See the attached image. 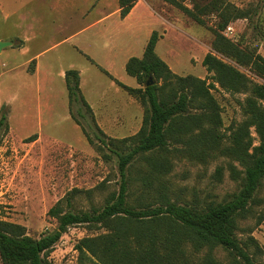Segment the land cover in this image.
Returning a JSON list of instances; mask_svg holds the SVG:
<instances>
[{
  "label": "rangeland",
  "instance_id": "1",
  "mask_svg": "<svg viewBox=\"0 0 264 264\" xmlns=\"http://www.w3.org/2000/svg\"><path fill=\"white\" fill-rule=\"evenodd\" d=\"M31 1L0 0V38L17 34L13 24L20 15V5L23 3L22 6L28 8L26 4ZM147 1L156 16L140 7L132 22L126 25L112 16L105 18L102 23H95L97 19L112 13V3L105 6L97 4L88 17H84V11L39 8L41 30H38L37 38L29 47L34 54L43 53L39 60L42 65H51L42 67L38 74L28 71L30 62H27L28 57L18 46L2 49L0 120L6 117L9 130L6 132L3 128L0 132V221L21 225L28 235L40 238L58 228V221L49 216V211L71 192L76 190L71 208L76 213L101 209L114 193L119 192L121 176L118 159L115 155L109 160L104 159L97 151L94 123L85 108L79 103H74L70 108L62 69L70 67L82 73V94L100 116L97 118L93 110L97 124L107 136L105 139L133 136L142 123L140 119L133 118L139 116L135 105L123 109L130 119H106L101 116L102 97L106 93L113 99L111 102L122 104L123 107L129 103V99L125 97V101V98L115 96V82L74 49L82 39L86 41L88 55L103 63V57L110 50L109 45L105 49V43L109 44L117 29H129L131 33L129 37L125 34V39L131 37V42L140 48L156 30L162 36L157 45V54L174 73L180 76L192 75L215 86L212 93L220 105L223 120L219 131L222 147L229 145L233 129L245 119L242 104L249 95L223 90L216 82L215 74L203 66V60L209 53L216 54L212 48L214 30L223 32L225 21H228V27L234 28L233 33H228L226 28L224 35L227 38L241 48L256 50L264 57V0H224L228 3L227 11L219 16L207 15L205 24H199L164 0ZM197 1L205 4L213 0ZM187 4L190 8L194 7V1L189 0ZM88 24L92 26L78 35L80 29ZM218 57L236 67L253 82L264 85V78L251 69L237 65L221 55ZM124 74L122 77L126 79L125 83L135 86L136 79L128 76L125 70ZM141 108L143 118L144 108ZM104 121L111 123L103 124ZM251 132L254 145H258L254 128ZM106 151L111 154L109 149ZM174 164L166 184L170 185L171 198L180 203L193 200L224 203L241 189V182L232 177L231 166L239 171L242 167L237 161L223 156L220 151L208 155L203 161L182 157L181 160H175ZM218 169H221V177L217 175ZM145 173L142 161L136 162L130 170L129 176L136 180L130 186L131 205L138 206L142 201L146 202L145 199L153 202V199H144L141 195L143 187L139 178ZM252 210L248 217L238 220L237 237L255 263L263 264L264 220L259 222V217L264 214V181L257 192ZM105 232L106 229L101 226H72L49 253L48 260L54 264H96L94 258H82L76 247L82 239L97 237ZM205 252L203 250L201 256ZM214 256L223 264H229L232 260L222 248H216ZM0 264H3L1 257Z\"/></svg>",
  "mask_w": 264,
  "mask_h": 264
},
{
  "label": "trees",
  "instance_id": "2",
  "mask_svg": "<svg viewBox=\"0 0 264 264\" xmlns=\"http://www.w3.org/2000/svg\"><path fill=\"white\" fill-rule=\"evenodd\" d=\"M164 1L199 24L206 23L207 15L224 14L228 5L224 0L205 4L190 0L194 1V7L190 8L189 0ZM137 2L119 0L122 19L130 14ZM228 25L225 21L223 32L214 30L212 48L216 54L209 53L203 60V66L215 74V80L223 90L249 95L242 104L245 119L233 129L229 145L225 147H222L219 132L223 126L221 108L212 93L215 86L192 75L174 73L157 54V45L162 38L157 31L148 41L143 57H133L126 65L127 74L136 78L140 87H128L101 68L144 108L142 127L133 136L105 139L106 134L82 94L80 72H66L70 108L74 103L85 108L94 123L97 151L104 159L109 160L113 155L118 159L119 192L114 193L103 208L77 213L71 210L76 190L71 192L49 211V216L58 221V228L40 238L28 235L21 225L0 221L3 264H54L48 260L49 253L68 228L77 225L106 229L97 237L82 239L76 247L82 258H94L96 264H223L214 256L216 248L229 253L232 258L229 264H256L237 237V230L238 220L252 213V205L256 204L257 192L264 181V85L253 82L218 55L251 69L261 78H264V57L227 38L224 32ZM148 82L150 86H146ZM3 128L8 132L5 116L0 120V132ZM252 128L258 137V145H254ZM89 141L94 144L91 139ZM108 149L111 154H107ZM215 151L242 167L239 171L231 166L232 177L241 182L240 191L231 200L219 204L173 200L166 178L174 169V161L182 157L203 161ZM139 161L144 162L146 169L139 178L143 187L141 195L153 202L144 198L146 202L134 206L129 199L130 186L136 180L129 173ZM217 175L221 177V169L217 170ZM263 220L264 214L259 217V222ZM203 250L206 252L201 256Z\"/></svg>",
  "mask_w": 264,
  "mask_h": 264
},
{
  "label": "crops",
  "instance_id": "3",
  "mask_svg": "<svg viewBox=\"0 0 264 264\" xmlns=\"http://www.w3.org/2000/svg\"><path fill=\"white\" fill-rule=\"evenodd\" d=\"M109 3H112L114 6L112 13H110V15L108 16H105L103 19L102 18L97 19L95 22L96 24L102 23L106 20L105 18L112 16V17H117L118 19H120L123 25H126L129 22H132L133 17L135 16V13L140 9V7L146 8L149 11L150 15L156 14L155 10L153 9L151 4L147 0H138V2L134 6L130 14L124 19H122L121 17V9L119 6V0H94L93 2L91 0H32L31 2L26 4V7L28 6V8L23 7L22 6L23 3L20 5L21 8H19L18 10V12H20V15L19 17H17V22L13 24L14 29L17 31V34L11 37H1L0 41L11 42L12 43L11 46H18L19 50L22 51L23 54H25L28 57L27 62H30V67L28 71L31 74H38L42 70V67H44L45 65H51V64L42 65L39 60H40L41 54L43 53L40 52V53L34 54L33 51L29 47L30 44H33L35 38H37L38 30L39 29L41 30V24H40L41 19H40V16H38L39 8H47L50 10L53 8L55 9L61 8L66 11L67 10L84 11V15H85L84 17H88L89 13L92 11L94 7H96L97 4H100V6L101 5L105 6ZM1 7H2V4L0 5V9ZM159 19L162 22V17H160ZM91 26L92 25L88 24L86 27H83L82 29H80V31L77 34L82 35ZM153 32L149 35L150 37L148 41L150 40ZM130 33H129V29L128 31L127 29L126 30L117 29L116 32H114V36L111 38V40H109V44L105 43V49L108 48V45H109L110 50H108L109 52L103 57V60H104L103 63L96 61V59L93 56L91 57L88 55V51L85 47L86 46L85 39L79 40V43H76V45L74 46V49L77 52H79L81 55L85 56L89 62H91L93 65H96L100 70L101 68L106 70L111 76H113L116 80H118L122 84L128 87L138 88L140 86L137 80H136L137 83L135 86L127 85L125 83L126 79L122 76H125L124 70L126 72V65L131 58L133 57L142 58L143 57L148 41L145 43V45H143L142 48H140L139 46H136L134 43L131 42L132 41L131 37L130 39H125L126 38L125 34L128 35L129 37ZM88 58H90L93 62L89 60ZM118 66H119V70H118ZM46 67L48 68L49 66H46ZM69 70H77V69H70V67H68L67 69V67H65L64 69H62V72L66 76V72ZM117 70L119 73L117 72ZM48 71H51V70L48 69ZM81 74L82 73L80 72V76ZM116 86L117 88L114 91V95L121 97V98L126 97L127 99H129V103L123 107L122 104H119L117 102L116 103L111 102L113 101V99L111 98L110 95H108V93H106L105 96L102 97L103 101L101 104V107H102L101 109L103 113L101 116L106 119H116V120H119L122 118L130 119L129 114L125 113L123 109H126L130 105H135L136 107H138L137 109H138L139 116H133V118L136 120L140 119L141 123H143V118H142L143 112H142V108L140 106L141 104L139 103V101L136 100L134 97H132L130 94H128L118 84H116ZM124 93H126L127 95ZM126 98H125V101H126ZM91 108L92 110L95 111L96 117L99 118L100 116L95 110V107L91 106ZM106 122L107 121H104L102 123L104 124ZM107 123H111V122L108 121ZM141 127H142V124H141ZM141 127H139L136 133H138Z\"/></svg>",
  "mask_w": 264,
  "mask_h": 264
},
{
  "label": "water",
  "instance_id": "4",
  "mask_svg": "<svg viewBox=\"0 0 264 264\" xmlns=\"http://www.w3.org/2000/svg\"><path fill=\"white\" fill-rule=\"evenodd\" d=\"M12 45V43L11 42H2V41H0V52L2 51V49L4 48V47H6V46H11ZM152 80V78H150V81ZM154 83V82H153ZM146 86H150V83L148 82L147 84H146Z\"/></svg>",
  "mask_w": 264,
  "mask_h": 264
},
{
  "label": "built area",
  "instance_id": "5",
  "mask_svg": "<svg viewBox=\"0 0 264 264\" xmlns=\"http://www.w3.org/2000/svg\"><path fill=\"white\" fill-rule=\"evenodd\" d=\"M227 31H228V33H233V31H234V28H233V27H231V26H229V27L227 28Z\"/></svg>",
  "mask_w": 264,
  "mask_h": 264
}]
</instances>
